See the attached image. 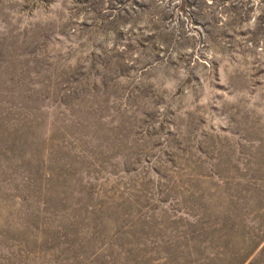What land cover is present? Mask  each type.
<instances>
[{
    "label": "rangeland",
    "instance_id": "obj_1",
    "mask_svg": "<svg viewBox=\"0 0 264 264\" xmlns=\"http://www.w3.org/2000/svg\"><path fill=\"white\" fill-rule=\"evenodd\" d=\"M0 264H264V0H0Z\"/></svg>",
    "mask_w": 264,
    "mask_h": 264
}]
</instances>
